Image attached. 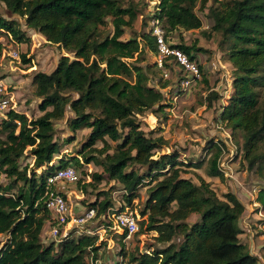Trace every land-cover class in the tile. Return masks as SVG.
I'll return each mask as SVG.
<instances>
[{"label":"trees","instance_id":"1","mask_svg":"<svg viewBox=\"0 0 264 264\" xmlns=\"http://www.w3.org/2000/svg\"><path fill=\"white\" fill-rule=\"evenodd\" d=\"M208 1L159 0L157 11L149 19H160L167 37L177 29H199L203 21L197 6L200 2L204 10ZM0 2L13 15L24 18L27 27L72 53L63 55L51 73L34 74L42 115L29 118L11 108L0 122V135H4L0 138V173L10 179L7 185L0 183V234L7 235V239H0V264H94L98 260V235L88 234L86 229H71L58 244L56 240H42L45 224L52 218L46 204L48 177L73 162L82 165L92 161L103 166L108 177L126 190L127 204L114 213L135 208L133 200L139 196L140 187L148 185V197L140 211L144 219L137 233L155 231V239L168 244L152 251L136 249L130 254L124 246L117 264H260L259 257L240 240V219L246 210L240 198L227 192L222 199L204 180L196 184L183 176L187 167L200 168L201 160H181L175 150L155 157L168 142L141 128L138 115L163 112L170 104L164 103L163 89L168 81L160 88L149 84L143 66L137 64L143 51L141 40L122 39L125 27L131 26L140 12L138 5L133 0ZM209 11L215 20L213 29L233 42L228 58L238 71L235 91L222 107L220 119L242 134L241 147L253 167L264 163V100H260L259 90L264 86V0L222 2L221 7L212 5ZM109 17L112 34L104 31ZM0 33L11 35L17 42L30 40L18 20L2 15ZM142 40L158 54L151 30L142 34ZM173 46L192 60L195 58V44L181 42ZM23 58L28 61L25 55ZM68 92H76L77 96ZM217 95L211 92L210 104ZM67 107L74 113L68 119L72 131L91 128L86 148L91 149L97 141L109 148L110 138L117 142L116 150L100 157L81 151L79 156L57 158L56 163L62 145L56 138L55 121L64 117ZM209 147L217 148L210 160L209 174L223 178L219 165L221 146L210 141ZM27 156L32 162L21 164ZM135 165L143 170L135 169ZM94 177L99 180L102 175ZM257 202L264 211V186ZM112 206V201L105 198L90 203L89 208L97 209L96 219ZM192 214H197L198 219L190 223ZM177 235L181 236L180 242L174 241ZM119 236L127 242L124 234Z\"/></svg>","mask_w":264,"mask_h":264},{"label":"rangeland","instance_id":"2","mask_svg":"<svg viewBox=\"0 0 264 264\" xmlns=\"http://www.w3.org/2000/svg\"><path fill=\"white\" fill-rule=\"evenodd\" d=\"M233 1L209 0L204 10L200 9L199 2L197 13L203 21L202 27L188 31L177 29L168 33V41L172 44L181 42L188 45L195 44L193 60L200 65L203 75L200 80L193 81L188 87L183 85L185 72L173 64L161 68L157 64L158 54L156 55L142 40V34L150 30L149 18L157 11L159 0H133L140 12L131 26L125 27L122 39L138 37L141 40L143 51L137 64L143 66L149 77V84L160 88L163 82L168 81L167 87L163 89L166 96L164 103L167 102L170 105H166L163 112L147 111L138 115L141 128L148 135L163 136L168 142V146L159 149L155 157L175 150L179 152L181 160L187 162L201 160L203 165L200 168L187 167L182 173L183 176L190 177L196 184L204 180L222 199L227 192H234L246 207L240 219L242 228L240 240L259 257L260 264H264V211L257 202L258 192L264 186V163H257L251 167L241 147L242 134L239 131H233L227 122L220 119L222 107L228 104L229 98L235 91V77L238 71L228 58V50L233 42L231 39H226L221 31L213 29L215 20L209 9L212 5L221 7L222 2L231 4ZM125 3L127 4V1ZM0 15L18 20L30 38L29 41L17 42L11 35L0 33V122L11 108L26 113L29 118H37L43 112L39 109L42 99L36 93V85L33 83L34 74L38 71L51 73L63 55L72 56V53H68L58 44L49 42L37 30L27 27L25 19L19 15H13L3 2H0ZM113 30L111 17H109L104 31L112 34ZM23 55L28 61H24ZM259 90L260 100L263 101L264 86ZM211 92H216L218 95L211 99L210 104ZM70 93L77 96L76 92H68ZM5 100H8L7 104ZM73 115V111L67 107L64 117L55 121L56 138L62 145L61 153L55 157L56 163L59 162L57 158L79 156L81 151L84 154L100 157L116 150L117 142L110 138H107L109 148L103 141H97L91 149L86 148L91 128L85 127L72 131L68 126V119ZM2 137L4 138V135H0V138ZM210 141L221 146L219 165L224 174L223 178L209 174L210 160L217 151V148L209 147ZM97 149L99 151H96ZM83 160V156L80 157L81 163ZM29 162H32L29 156L21 160L23 165ZM71 166L78 171L80 180L74 183L62 182L57 187L62 185L68 189L67 198L74 215H80L89 208L90 203L102 201L105 198L110 199L113 204L87 225L78 227L80 230L89 226L92 229L96 228L93 229L92 234L98 235V244H101V248L98 260L92 263L117 264L122 259L120 253L124 246L130 254L136 249L152 251L154 248L168 245L159 243L155 239L158 235L155 231L136 233L131 240L122 241L119 236L121 231L112 227L114 223L111 219L113 210H118L127 204L126 190L122 184L111 180L103 166L93 161L82 165L73 162L68 165V167ZM134 168L143 170V167L139 165H135ZM37 172L40 173L41 170ZM94 174L102 175V178L97 180ZM0 183L3 186L10 183L6 174L0 173ZM21 184L19 182V185ZM17 189L18 187L14 188V190ZM147 197L148 185H145L140 187L139 196L133 200L135 208L132 209L138 212L139 223L144 219L140 211ZM197 219L198 215L192 214L188 221L193 223ZM50 230L51 227L47 222L42 231V240L46 243L55 240L51 237ZM0 239H7V235L0 234ZM180 240L181 236L178 235L174 239L175 242ZM89 260L92 261L91 257ZM127 260L128 257L125 258V263Z\"/></svg>","mask_w":264,"mask_h":264},{"label":"built area","instance_id":"3","mask_svg":"<svg viewBox=\"0 0 264 264\" xmlns=\"http://www.w3.org/2000/svg\"><path fill=\"white\" fill-rule=\"evenodd\" d=\"M150 30L157 41V64L161 68L169 64L179 66L186 75L183 80L184 87H188L193 81L202 78L199 64L195 60H192L185 51L174 47L173 44L168 41L163 22L160 19L155 18L151 20ZM4 102L7 104L8 100ZM78 180L79 174L74 166L57 169L48 177L46 204L52 215L50 221V235L58 242L60 238L66 236L71 229L85 226L96 217V208H88L80 215H74L69 205L68 198L57 188V185L62 182L74 183ZM112 214L113 217L111 219H113L114 223L112 227L119 229L121 231V233H119L125 235V241L131 240L139 231L140 216L138 212L134 211L132 208H127L125 211L120 213L112 212ZM109 216L111 217V214H109ZM93 231L91 227L86 228L88 234H92Z\"/></svg>","mask_w":264,"mask_h":264},{"label":"crops","instance_id":"4","mask_svg":"<svg viewBox=\"0 0 264 264\" xmlns=\"http://www.w3.org/2000/svg\"><path fill=\"white\" fill-rule=\"evenodd\" d=\"M62 185H59L57 188L60 189V191H62L64 193V195L67 197V194H68V189L63 187ZM47 224V223H46ZM45 224V225H46ZM48 224L50 225V223L48 222Z\"/></svg>","mask_w":264,"mask_h":264}]
</instances>
